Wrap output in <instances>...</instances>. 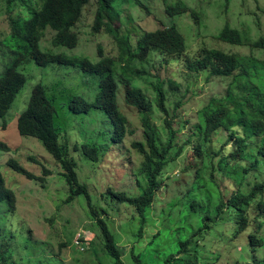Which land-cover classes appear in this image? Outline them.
Listing matches in <instances>:
<instances>
[{"label":"rangeland","instance_id":"374dc122","mask_svg":"<svg viewBox=\"0 0 264 264\" xmlns=\"http://www.w3.org/2000/svg\"><path fill=\"white\" fill-rule=\"evenodd\" d=\"M139 1L141 6L135 4L134 0L117 1L114 7L120 18L114 20L113 25L120 29L121 34L129 36L133 48L144 33L173 25L185 40L184 55L166 57L153 51L144 61L134 60L129 65L119 61V51L111 35L103 28L99 33L94 34L92 31L97 8L95 0L84 7L79 22L72 29L78 36V44L74 49L53 47L51 41L55 33L49 29L43 32L39 44L40 50L48 54L86 58L93 64L100 60L97 51L100 48L103 58L115 60L117 104L127 120L128 131L122 144L111 145L110 140L107 141L111 127L103 113L91 110L87 114H73L68 109L69 99L74 95H80L89 102L95 100L99 93L98 76L84 73L76 61L67 66L39 67L28 60L18 68L26 84L5 119L0 120V145L7 148L6 151L0 149V176L4 187L15 196L13 211L0 205V250L8 252L5 256L7 264H115L103 250L100 232L89 214L85 198L81 196L66 204L69 190L60 176L62 171L59 165L38 141L20 137L17 132V119L26 110L31 92L38 85L45 87L56 108L54 126L58 144L67 145V157L75 163L78 181L86 186L93 208L99 213L105 212L106 217L103 218L108 222L107 226L115 236L116 243L124 250V264H134L130 258L133 249L136 255L143 256L145 264H162L168 256L177 255L179 241L195 235L204 225V214H198L192 208L194 195L198 196L200 190L209 189L214 196L221 194L227 201L235 192L232 185H236L235 181L244 176L242 167H252L261 144L259 138L250 141L248 160L240 163L229 160L219 164L222 170L216 167L219 170L216 173L219 188L210 177L209 161L204 165L201 160H197L194 151L196 143L191 139L197 114L213 98L226 95L233 77H214L208 71L196 73L188 66L204 49L221 50L246 60L252 58L264 62V48L253 47L264 39V0ZM177 2L183 3L190 12L197 13L199 22H195L190 13L168 16L165 13L166 6H173ZM39 6V1L25 0L24 5L8 11L4 1L0 0V78L4 69L14 60V50L10 44H6L10 31L9 18H28L30 12ZM226 25L240 31L249 43L238 46L218 39ZM158 82L163 83L166 108L178 131L176 142L179 146L187 145L181 156L162 175V188L148 211L141 235L139 217L128 204L115 202L109 191L133 197L139 196L141 186L146 185L145 179L138 175L141 157L131 148L132 142L143 140L141 116L136 108L125 102V91L137 87L146 95L152 105L150 121L165 139V116L155 108L152 88ZM179 103L181 105L176 110ZM83 145H95L97 148L102 145L105 148L98 164L83 157L80 152ZM74 147L78 151H74ZM210 148L217 154L214 160L217 166L235 152L236 143L229 140L228 133L222 132L216 135ZM11 160L27 173L44 181H28L13 172L7 165ZM260 160L259 169L252 171L244 182L250 184L249 189L253 186L250 182L264 180V158ZM199 168L201 172L196 177ZM44 171H48L50 176L44 178ZM262 198L264 195L250 207L252 224L247 232L234 238L232 223L239 217L231 211L229 214L224 212L222 220H217L216 225L209 223L211 229L199 235V239L196 240L199 236L195 237L198 253L191 252V258L198 256L201 264H264V248L255 254L249 253V236L255 234L259 226L263 227L257 237L264 238V213L258 208ZM78 237L85 246L84 252L74 247Z\"/></svg>","mask_w":264,"mask_h":264},{"label":"trees","instance_id":"16d2710c","mask_svg":"<svg viewBox=\"0 0 264 264\" xmlns=\"http://www.w3.org/2000/svg\"><path fill=\"white\" fill-rule=\"evenodd\" d=\"M8 11L14 7L24 5L25 0H3ZM40 2L37 9L30 12L28 18H9V36L6 44H10L14 50L13 62L4 69L0 78V120H4L10 111L17 96L24 88L26 79L18 73V68L28 60L33 61L39 67L49 65H71L73 61L78 63V67L87 75L99 77V93L93 102L87 101L80 95H74L69 99L68 109L73 114H87L91 110L103 113L111 127L108 140L111 145L122 144L125 140L127 131V120L119 111L117 104V82L114 75L115 60L110 57H102V50L98 48V63H91L86 58H68L62 54H48L40 50L39 44L42 34L49 29L55 34L51 44L53 47H64L74 49L78 44V36L72 29L79 22L84 7L91 0H36ZM96 12L92 26L93 33H99L103 28L107 34L116 42L119 55L118 60L129 65L134 60L144 61L150 52H159L166 57H180L186 52V44L183 36L175 26L162 27L153 32H146L136 42L133 48L128 35L121 34L119 28L113 25L114 20H119L120 15L115 10V3L119 0H95ZM135 4L141 6L139 0H134ZM165 13L168 16H175L190 13L195 22H199V16L195 12H190L181 2L173 6H166ZM221 41L233 45H247L242 33L226 25L218 37ZM253 47H263L264 39H261ZM247 63V64H246ZM190 70L196 73L210 72L211 76L230 78L233 82L229 85L226 95L221 98H213L207 106L202 108L197 114V123L194 125L191 139L195 140V156L202 164L209 161L211 167L210 177L215 183L216 173L222 167L219 164L229 160L244 162L250 157L248 147L250 141L261 139L260 148L257 156L254 157L253 165L247 169L242 167L244 176L238 178L236 185H232L235 192L230 199L224 201L221 194L215 196L209 189L194 195L192 208L202 213L203 227L185 241L180 240V249L177 255L168 256L162 264H201L198 256L191 258V252L198 253L196 240L200 238L204 231L210 230L209 223L217 224V220L223 219L224 212L231 211L239 219L232 223L234 232L233 237L239 238L247 232L252 224L249 214L253 202L264 195V180L257 181L249 189V183L245 184L249 174L259 169L261 157L264 158V62L255 59L240 57L236 54L225 53L216 49H204L197 58L189 64ZM236 72H239L235 75ZM172 87V84H171ZM154 92V103L156 110L164 114L163 124L167 131V137L162 138L158 134L155 126L150 121L151 101L137 87H131L125 91V102L136 108L141 116V127L143 140L132 142L131 148L138 153L141 161L138 167V175L145 179V187L141 186L139 196L128 197L125 193H113L109 195L119 204H128L133 209L140 221V234L146 225L148 211L155 202L158 191L162 188L161 180L166 168L181 156L185 146H179L176 142L178 131L175 130L173 122L170 120V112L166 108V92L163 83L158 82L152 85ZM176 105V110L180 107ZM56 108L48 97L45 87L38 85L33 88L26 110L17 119V132L20 137L31 138L38 141L47 154L61 168L60 176L64 179L69 190V196L65 203L70 204L76 198L83 196L86 200L89 214L98 228L102 241L103 250L113 260L115 264H124V250L116 243L115 236L108 228V222L104 211L100 213L93 208L91 198L86 186L78 181L75 163L67 157V145L58 144V134L54 126ZM226 132L229 140L236 143L235 152L231 153L225 161L219 162L217 166L214 160L217 154L211 151V144L216 135ZM101 136V135H100ZM101 138H103L101 136ZM104 139V138H103ZM189 143L191 140L188 141ZM103 145H107L103 144ZM227 145V144H225ZM225 147V146H223ZM0 149L6 151L4 145ZM74 151H78L74 147ZM105 148L100 145H83L80 152L83 157L93 164H98ZM209 159H208V158ZM8 167L15 173L21 175L28 181L43 182L27 173L14 161L8 162ZM237 164L234 165L236 167ZM215 177H214V172ZM201 172L199 168L195 176ZM50 176L48 171L43 172V177ZM138 182L140 180H137ZM220 184L217 183L219 188ZM4 203V204H2ZM0 205L6 207L10 212L15 207V196L13 192L4 187V182L0 176ZM210 206L213 207L210 210ZM198 208V210H197ZM258 208L264 213V199L258 202ZM263 226H259L255 234L249 236L250 254H255L264 248V238L257 237ZM199 236L198 238L195 237ZM7 248V247H6ZM135 249L132 250L130 258L134 264H145L143 256L136 255ZM6 250H0V264H7L8 259Z\"/></svg>","mask_w":264,"mask_h":264},{"label":"built area","instance_id":"2783aa9c","mask_svg":"<svg viewBox=\"0 0 264 264\" xmlns=\"http://www.w3.org/2000/svg\"><path fill=\"white\" fill-rule=\"evenodd\" d=\"M74 247L76 249H78L80 252H84L85 251V246L84 244L81 242V239L78 237L77 239H75L74 242Z\"/></svg>","mask_w":264,"mask_h":264},{"label":"clouds","instance_id":"9594fccd","mask_svg":"<svg viewBox=\"0 0 264 264\" xmlns=\"http://www.w3.org/2000/svg\"><path fill=\"white\" fill-rule=\"evenodd\" d=\"M82 242V241H81Z\"/></svg>","mask_w":264,"mask_h":264}]
</instances>
